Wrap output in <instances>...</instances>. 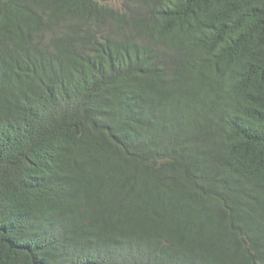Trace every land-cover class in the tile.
I'll use <instances>...</instances> for the list:
<instances>
[{
  "label": "trees",
  "instance_id": "obj_1",
  "mask_svg": "<svg viewBox=\"0 0 264 264\" xmlns=\"http://www.w3.org/2000/svg\"><path fill=\"white\" fill-rule=\"evenodd\" d=\"M0 264H264V0H0Z\"/></svg>",
  "mask_w": 264,
  "mask_h": 264
},
{
  "label": "rangeland",
  "instance_id": "obj_2",
  "mask_svg": "<svg viewBox=\"0 0 264 264\" xmlns=\"http://www.w3.org/2000/svg\"><path fill=\"white\" fill-rule=\"evenodd\" d=\"M116 4V3H115Z\"/></svg>",
  "mask_w": 264,
  "mask_h": 264
}]
</instances>
